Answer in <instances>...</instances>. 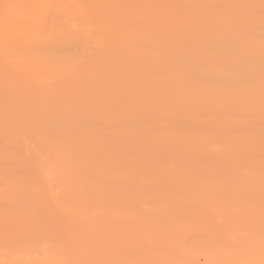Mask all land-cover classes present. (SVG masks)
Returning a JSON list of instances; mask_svg holds the SVG:
<instances>
[{
  "label": "rangeland",
  "instance_id": "1",
  "mask_svg": "<svg viewBox=\"0 0 264 264\" xmlns=\"http://www.w3.org/2000/svg\"><path fill=\"white\" fill-rule=\"evenodd\" d=\"M195 2L192 10L197 14L190 23L184 16L190 10L187 0H0V203L8 214H28L25 217L30 222L36 221L47 208V202L38 201L35 190L44 183L50 191L47 200L57 205H65L71 198L77 205L82 198H98L105 186L109 203L127 202L131 194L124 181L142 170L150 177L142 179V188L134 192H138L143 215L140 224L132 217L127 219L126 232L145 221L170 223L176 217L164 215L168 205L156 204L153 194H167L160 170L178 176L186 168L193 153L188 146L200 119L188 121L179 115L184 103L180 96L193 85V71L180 76L186 85L171 83L172 76L179 71L180 61L195 59L202 51L203 24L237 0ZM254 13L253 4L237 11L246 18ZM245 21L243 18L242 23ZM190 27L195 28L196 36L186 38ZM218 32L225 33L221 28ZM252 59L257 65L252 74H264V53L255 51ZM219 68L217 65L210 72V79H221ZM190 107L192 113L210 109L208 102ZM176 116L182 120L174 121ZM182 131L186 135L178 142L177 134ZM252 137L248 134L246 139ZM218 142L203 152V158L224 167L219 154L231 145ZM248 155L235 153L233 168L225 167L222 172L228 181L231 174L246 167L253 176L249 179L261 184L255 191L262 193L251 192L257 197L248 214L263 220L264 206L257 200L264 196V172H251L258 165L248 163ZM109 166L117 171L106 174ZM212 169L205 162L190 174L197 177ZM242 186L246 188V184ZM186 187L181 193L186 205L191 202L187 199H195L199 212L207 209L209 199L222 202L213 194L219 191L217 185L208 191L201 186ZM30 200L34 202L27 207ZM96 202L101 204L100 199ZM186 205L183 212L189 207ZM243 213L246 211L239 212L240 227L249 232L258 227L260 220H247ZM64 228L59 224L56 234ZM243 236L241 231L232 235L241 251ZM35 241L22 237L18 244L0 242V264H15L19 259L57 264L36 251ZM159 244L157 241L155 246ZM153 259L155 264H166L167 255L160 251ZM203 261L200 256L199 262Z\"/></svg>",
  "mask_w": 264,
  "mask_h": 264
},
{
  "label": "bare ground",
  "instance_id": "2",
  "mask_svg": "<svg viewBox=\"0 0 264 264\" xmlns=\"http://www.w3.org/2000/svg\"><path fill=\"white\" fill-rule=\"evenodd\" d=\"M187 1L190 10L184 16L191 23L192 17L197 14L192 10L196 7V2ZM250 4L255 7L251 18L237 14L238 10ZM214 7L216 9L215 5ZM243 18L246 20L244 23ZM220 28L225 31L224 34H219ZM201 29L202 51L195 59L183 63L180 61L179 71L172 76L171 81L176 85H186L187 81L180 76L190 69L193 71V85L187 86L180 96L184 103L182 114H179L188 121L192 118L200 119L194 138L188 146L193 153L186 168L178 176L160 170L161 180L165 181L163 184L168 185L167 194L159 191L153 194L156 204L168 205L169 210L164 215L172 213L176 217L170 223L169 220L162 219L145 221L137 226L143 211L136 196L138 192L134 191L142 188V179L150 177L144 175L142 170H137L131 179L124 181L131 194L127 202L109 203L105 186L98 192V198H82L79 205L75 198H71L65 205H57L54 200H47L50 191L44 183L35 187V190L40 196L38 201L47 202L46 212L39 213L34 222L25 217L28 214H8L9 210L0 203L2 245L18 244L22 237H31L36 239L33 243L37 247L36 251L54 259L57 264H89V261L91 264H155L153 258L160 251L167 255L166 264H264V219L260 220L258 215L249 217L251 215L248 214L253 209L252 203H255L252 200L257 197L251 192L260 188L261 184L249 179L253 176L246 167L231 174L228 181L227 175L222 172L225 167L233 168L235 153H249L245 160L258 165L251 171L253 174L264 172V74H252L257 67L252 59L254 52L261 50L264 53V3L262 0H237L235 5L226 7L215 15L213 20L206 21ZM225 34L227 35L224 36ZM190 35L192 38L196 36L194 27H190L186 38H190ZM223 40L225 44L221 45ZM217 65L220 66L222 77L214 81L209 78V74ZM242 74L244 81L240 82L238 77ZM202 102H208L209 111L190 112L191 104ZM234 107H237V111H234ZM180 120L182 119L178 116L174 118V121ZM248 134H253L252 139H246ZM177 135L178 142H181L186 132H178ZM218 141L231 145L230 150L219 154L218 160L225 161L224 167H218L209 157L203 158V152L215 147ZM205 162L208 165L211 163L213 169L197 177L190 174L194 167ZM116 171L109 166L105 173L114 174ZM127 173L128 171L124 172ZM243 184H246V188ZM214 185H217L219 191L213 194L220 196L222 202L209 199L206 202L207 209L202 212H199L195 199H187L191 202L186 205L181 195L188 188L186 186H201L208 191ZM240 186L242 187L239 188ZM173 193L176 194L175 197ZM231 193H235V196L232 197ZM97 199H100V205L99 202L94 203ZM33 202L30 200L25 205L29 207ZM257 203L264 206V196ZM185 205L189 207L183 212ZM240 211H246L242 216L247 220H260L258 227L250 232L240 227ZM130 217L137 223L136 228L126 232L125 221ZM59 224H63L65 228L56 234ZM220 227L221 232H217ZM236 231L244 234L242 251L240 243L232 238ZM176 236L181 238H174ZM157 241L160 244L155 246ZM200 256L204 258L202 263L199 262ZM15 264L43 263L19 259Z\"/></svg>",
  "mask_w": 264,
  "mask_h": 264
}]
</instances>
